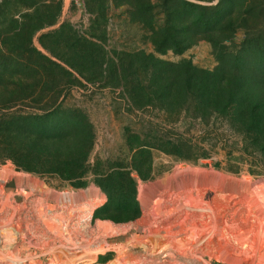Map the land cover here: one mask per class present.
<instances>
[{
    "label": "rangeland",
    "instance_id": "obj_1",
    "mask_svg": "<svg viewBox=\"0 0 264 264\" xmlns=\"http://www.w3.org/2000/svg\"><path fill=\"white\" fill-rule=\"evenodd\" d=\"M263 133L264 0H0V264H264ZM87 152L134 170L138 220L55 169Z\"/></svg>",
    "mask_w": 264,
    "mask_h": 264
},
{
    "label": "trees",
    "instance_id": "obj_2",
    "mask_svg": "<svg viewBox=\"0 0 264 264\" xmlns=\"http://www.w3.org/2000/svg\"><path fill=\"white\" fill-rule=\"evenodd\" d=\"M42 45L47 49L45 44L42 43ZM55 64L59 65L58 63ZM66 64L68 63L66 62ZM71 67L74 68L73 66ZM51 115L54 114L52 113ZM261 116L262 114L259 108L253 116H250V120L252 122L256 121L258 123L263 120ZM75 118L77 120L81 119L80 116H75ZM78 128L79 126L77 124L72 123L67 129L69 132L67 134L64 133L65 137L70 140L73 138L79 140ZM54 135L55 136L52 137V140H57L58 135ZM262 140H264V133ZM165 146L166 151L173 152L178 157L183 156V150L178 140H175L174 138L173 140L168 139L165 142ZM259 152L264 154V146H262V150H259ZM201 157L208 159L210 156L204 150V152L201 154ZM88 158L89 152L85 154V157L81 159V161L67 160L63 164L65 171L60 169L59 164H56L55 169L58 172L64 174L67 177L66 179L72 182L71 185L74 188L87 187L86 182L82 179L87 177L88 173L92 172L96 175V178L94 179L95 183L108 195L107 203L97 210L96 217L109 219L115 223H131L138 220L142 216V209L136 198L137 182L136 178L133 176L134 170L130 168H123L120 170L112 169L105 173H101L100 170L93 168V166L89 164L90 162ZM213 166L215 169L221 170L222 162H215ZM241 167L242 166L240 165L233 166V168L230 166L229 171L234 174H239L242 171ZM27 170L31 171L32 169L27 168ZM136 171L142 178L145 177V171H143L141 168H136ZM248 171L254 174V170L249 169ZM111 227L114 228V225Z\"/></svg>",
    "mask_w": 264,
    "mask_h": 264
},
{
    "label": "bare ground",
    "instance_id": "obj_3",
    "mask_svg": "<svg viewBox=\"0 0 264 264\" xmlns=\"http://www.w3.org/2000/svg\"><path fill=\"white\" fill-rule=\"evenodd\" d=\"M99 206H101V205H99ZM91 212H92V209L87 207L84 215L82 216V220L85 223L90 220ZM85 223H83L82 225L85 226L86 225ZM0 236H1L0 237V247H1V249H4V250L12 249L13 246H15L14 243L18 239L17 238L18 233L14 230L9 231L7 229V230L0 231ZM149 249L151 250V252L154 256L165 255L167 250H168V245L166 243H164L160 237H156V238H154L153 241H151ZM94 263H97V262L95 260H93L90 264H94ZM12 264H15V263L12 262ZM19 264H24V263H19ZM53 264H59L58 258L53 259ZM108 264H124V263H122V262L118 263L117 261H112L111 263H108Z\"/></svg>",
    "mask_w": 264,
    "mask_h": 264
}]
</instances>
